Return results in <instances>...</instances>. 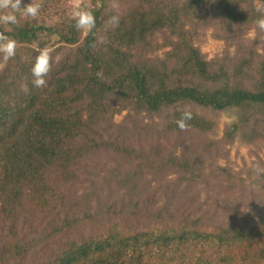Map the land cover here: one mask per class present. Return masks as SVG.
Instances as JSON below:
<instances>
[{
    "label": "trees",
    "instance_id": "1",
    "mask_svg": "<svg viewBox=\"0 0 264 264\" xmlns=\"http://www.w3.org/2000/svg\"><path fill=\"white\" fill-rule=\"evenodd\" d=\"M44 1L38 19L0 24L17 41L0 69V264H26L50 241L43 264H264V197L225 206L232 171L210 165L237 141L264 146V32L255 25L264 0H117L118 9L85 0L96 18L87 34L66 10L51 20ZM117 14L119 25H106ZM210 29L224 42L213 58L196 44ZM97 37L107 42L93 47ZM43 47L52 69L36 88L30 69ZM185 109L193 119L181 131ZM227 113L236 121L211 139ZM176 196L209 208L184 211ZM19 217L36 236L19 234Z\"/></svg>",
    "mask_w": 264,
    "mask_h": 264
},
{
    "label": "rangeland",
    "instance_id": "2",
    "mask_svg": "<svg viewBox=\"0 0 264 264\" xmlns=\"http://www.w3.org/2000/svg\"><path fill=\"white\" fill-rule=\"evenodd\" d=\"M42 0L38 1V4L41 3ZM87 1V0H86ZM85 0H82V4L85 5L86 3ZM44 3L47 4L46 9L49 11L50 9L52 10L51 12V16L52 19L51 20H56L58 17V15H54V12H57L58 10H66L68 12H70V0H45ZM37 4V2H36ZM40 6V13L39 15H45V11H44V7H42V4L39 5ZM60 12V11H59ZM58 12V13H59ZM69 14V13H68ZM85 34H87V32H85ZM256 33L255 31H251L250 34L248 35V37H255ZM58 38L54 37L52 40L56 41ZM198 46H200L201 51L203 54H205V56L207 58H213L216 55H220L222 53V50L224 49V42L221 40H217L214 39L212 37V29L208 30L207 32H205V34L203 35V37L201 38V40L196 43ZM233 54V53H232ZM223 116V115H222ZM124 116H118L117 117V121L121 122L123 120ZM237 119V115L235 113H227L225 114L223 117H220L218 121V127L216 128V130L211 133L210 137L213 140H219L220 138L223 137L224 132H225V127L234 124V122ZM258 150V151H257ZM220 154L217 156H215V154L210 155V162L212 164L210 165H216L217 167H228L231 169V173L233 176V191L230 192L229 197H228V205H225V201H221L218 203V205H220L222 208L221 210L218 209V211H216L217 216L219 217L223 211V206H229L230 205H234L235 207H237L238 205H250L251 203H246L247 199L251 200L255 197H257L258 195H261L264 197V183H254V180H260L261 176H256L255 173L253 172V166L256 163H259L261 165H264V146H262L260 148V146L258 147H253V146H248L245 143L241 142V141H237L234 145H227L224 146L223 148H221L220 150ZM217 163V164H216ZM208 171V170H207ZM150 177V176H149ZM166 178L169 179H175V175L173 174H168L166 176ZM153 179V178H152ZM164 181V180H162ZM137 186L141 187L140 185V181L136 182ZM152 186L149 188V190L153 188L155 193L154 188H156L155 186L158 185V181L156 180H152L151 181ZM161 184V183H159ZM166 183H163L162 186H166ZM126 188L124 190H116L114 189V195L111 198V201L113 202L114 199L115 201L120 200L122 197H124ZM158 193L155 195V199L157 201V206L162 205V203L164 202V199L166 197L162 196V192L157 191ZM84 193V189L83 188H79V190H77V194L78 196H81ZM197 194L193 195V198L196 196ZM200 200L204 201L205 200V194L202 193L200 195ZM183 199V198H182ZM103 200H106V198H103ZM191 201V200H190ZM185 202H189V201H185V200H181V197H174L173 198V203L176 204H180L183 206V210L184 211H189L191 206L193 205V210L194 206L196 205L198 208H201V210H206L207 208H209V205H202V207L199 206V203H185ZM211 209H215V207H212ZM212 211V210H211ZM190 216V215H189ZM193 218V216H191V219ZM22 219V220H21ZM18 218V221L16 223L17 225V231L19 232L20 235L24 236L26 239H31L33 238V236H36L34 233L29 232L30 229H32V225H27L28 221L24 218L21 217ZM192 221V220H190ZM6 223L0 219V232L3 235H6L7 233L5 231H7V228H5ZM44 226V225H43ZM42 226V229H43ZM3 227V228H2ZM77 229H74V232ZM79 231H83V229H80ZM87 231L86 229L83 232H79V234H85ZM57 245V243H55V241H50L48 244V248L47 250H42L39 249L36 252H30L28 254V257L25 260L26 264H43L44 262V258L45 256L48 254L50 255V253L48 251H51V249H53V247ZM212 250H207L206 256H209ZM46 252V253H44Z\"/></svg>",
    "mask_w": 264,
    "mask_h": 264
},
{
    "label": "clouds",
    "instance_id": "3",
    "mask_svg": "<svg viewBox=\"0 0 264 264\" xmlns=\"http://www.w3.org/2000/svg\"><path fill=\"white\" fill-rule=\"evenodd\" d=\"M111 7L118 9L117 0H113ZM260 11V9H258ZM40 6L31 0L30 3L23 4L22 0H0V24L3 25H18L20 18L25 20H36L39 17ZM19 14V16H18ZM70 19L74 21V26L78 31L92 33L96 27V18L91 10V5H83L82 0H70ZM106 25L113 28L119 25V15L111 16ZM256 28L264 32V14L255 21ZM107 41L103 37H97L93 44H104ZM17 50V41L15 38L0 32V69L6 66L7 62L14 58ZM53 56L48 47H43L37 50V55L34 58V63L30 69L32 75V84L36 88L46 86L45 77L52 69ZM97 76H102V71L97 73ZM22 90L27 91L26 86H22ZM193 119V113L190 109H185L181 112L178 119L175 120L176 125L181 131H186L190 127L189 121ZM233 119H236L235 117ZM253 172L256 176L264 175V165L256 163L253 166Z\"/></svg>",
    "mask_w": 264,
    "mask_h": 264
}]
</instances>
